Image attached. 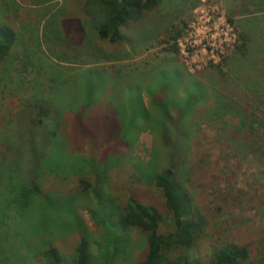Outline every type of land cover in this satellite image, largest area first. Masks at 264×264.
<instances>
[{
	"label": "rangeland",
	"instance_id": "obj_1",
	"mask_svg": "<svg viewBox=\"0 0 264 264\" xmlns=\"http://www.w3.org/2000/svg\"><path fill=\"white\" fill-rule=\"evenodd\" d=\"M106 16L94 0H0V24L16 34L0 62V264H46L41 253L49 246L62 264H74L82 238L90 264L142 261L145 233L117 225L132 191L163 213L160 233L173 230L161 191L148 180L157 168L149 161L163 148L161 123L144 120L136 98L138 88L149 90L157 111L170 109L158 99L184 87L169 81L172 69L216 92L195 106L187 95L193 84H185L168 100L177 97L176 113L190 116L186 184L207 220L180 252L188 264H207L215 247L233 242L248 245L247 264H264L262 151L258 159L236 156L216 138L237 124L222 113L225 104H244L263 125L252 141L263 144L264 0H161L127 30L130 44L98 37ZM34 104L58 112V121L35 127ZM134 170L146 173L141 183H131ZM80 179L92 188L97 179L99 196L82 193ZM33 184L39 192L29 194Z\"/></svg>",
	"mask_w": 264,
	"mask_h": 264
},
{
	"label": "trees",
	"instance_id": "obj_2",
	"mask_svg": "<svg viewBox=\"0 0 264 264\" xmlns=\"http://www.w3.org/2000/svg\"><path fill=\"white\" fill-rule=\"evenodd\" d=\"M104 5L107 9L105 22L97 29L98 37L102 40H108L110 43L130 44L127 35V30L134 24L142 20L145 13L154 10L161 0H94ZM261 11V10H260ZM258 11V12H260ZM231 24L232 21H229ZM243 37V36H242ZM246 40V39H244ZM16 41L15 31L11 26L0 24V62L6 59L12 46ZM250 43L245 42L244 51L249 50ZM246 48V49H245ZM176 49V45H174ZM169 81L183 85L175 86L168 91V96L159 102H165L170 109H165L163 112L157 111L152 105L154 100L151 92L142 93L139 88L136 91V98L139 103L141 116L147 121L161 123V140L162 147L159 151V156L156 157L158 151H154L149 162H156L157 168L149 175V181L157 189L161 191L164 200V209L170 216V222L173 230L168 234L160 233V224L163 221V213L153 204H145L139 200L134 191L128 196L127 202L122 205L118 214V227L123 230L137 229L145 233V255L142 261H135L131 264H188L186 257L180 252L181 249H188L193 245L197 237L203 232L207 224L206 217L203 211L195 202L193 194L187 187L185 160V146L189 139V113L178 112L175 108L178 106L177 97L174 102H168L172 95H176L175 91L186 89L185 84H193L190 86L189 102H193L198 106L200 102L208 101V93H216L213 88L209 87L204 81L198 80L195 75L183 74L179 70L172 69ZM151 74L148 75V79ZM161 83L164 84L162 89L166 90L168 82L165 76L162 75ZM264 90V87L260 89ZM161 89V90H162ZM160 90V91H161ZM214 92V93H213ZM135 93V92H134ZM161 93V92H158ZM178 93V92H177ZM179 95V94H178ZM177 95V96H178ZM187 95H179L184 101ZM144 97L147 98L145 102ZM145 102V103H144ZM256 102V101H252ZM164 103V104H165ZM239 104V103H238ZM248 104V103H247ZM264 106V103L262 104ZM160 107V106H159ZM156 107V108H159ZM32 109L36 110L33 124L36 127H41L45 118H51L50 122L58 121V112L49 109L47 106L34 104ZM222 110V107H221ZM249 108L237 105L236 107H223L222 113H229L237 119L236 125H228L225 129L217 131L216 138L224 140L230 150L236 156L252 155L255 158H261L258 151H262L264 159V140L261 141L260 147H256L257 143L253 142V137L258 136V128L263 126L256 122L257 116L250 113ZM158 113V119L156 113ZM216 115V113L212 114ZM156 118V119H155ZM208 120V116H204ZM156 131V130H154ZM129 132L122 134V139H125ZM168 135L172 137L173 143L167 141ZM53 136V135H50ZM168 154V157L166 156ZM159 162V164H157ZM97 165H103L101 162H96ZM146 176V173L134 170L130 174L131 183L139 182ZM95 179V186L92 188L85 179H80L82 193L89 190L96 198L99 196V187ZM39 189L36 184L28 188V193H38ZM95 198V199H96ZM42 258L46 264H62V257L54 247H47L42 253ZM74 264H90L91 253L88 247V242L85 239H80L73 257ZM249 262V247L248 245H238L233 242H226L215 247L211 252V257L207 264H247Z\"/></svg>",
	"mask_w": 264,
	"mask_h": 264
}]
</instances>
